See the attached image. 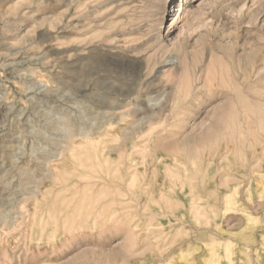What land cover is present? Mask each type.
I'll use <instances>...</instances> for the list:
<instances>
[{"label": "rangeland", "instance_id": "obj_1", "mask_svg": "<svg viewBox=\"0 0 264 264\" xmlns=\"http://www.w3.org/2000/svg\"><path fill=\"white\" fill-rule=\"evenodd\" d=\"M0 264H264V0H0Z\"/></svg>", "mask_w": 264, "mask_h": 264}, {"label": "bare ground", "instance_id": "obj_2", "mask_svg": "<svg viewBox=\"0 0 264 264\" xmlns=\"http://www.w3.org/2000/svg\"><path fill=\"white\" fill-rule=\"evenodd\" d=\"M179 5V4H178ZM177 9H180V6H178V7H176ZM174 9L173 8V10H177V9ZM168 15V14H167ZM167 15L165 16V19H166V17H167ZM108 119H109V117H107ZM102 119V118H101ZM109 120H111V119H109ZM109 120H108V122H109ZM101 127H103V134L104 135H107V132L112 128V124L111 123H105V124H103ZM100 129V128H99ZM99 133V132H98ZM93 135V134H92ZM84 138H85V136H84ZM86 140H87V144L89 145V146H91V147H93L92 149H94L95 151L94 152H97L98 154H99V157H98V159H97V161L95 162L96 164H97V166H98V168H102V165L103 164H105V163H107L108 162V159H109V155H108V153H107V142H106V140H96V141H92V139H88V138H86ZM69 141V140H68ZM109 143V142H108ZM77 144V143H76ZM75 144V145H76ZM68 146V145H67ZM70 146V145H69ZM117 146V145H116ZM137 145H133L132 147H131V149H133V148H135ZM78 147V146H77ZM82 147H83V145H82ZM72 148V147H71ZM84 149H85V147H83ZM126 148H127V144H125V142L123 143V144H121L120 146H117V147H113V148H111V151H118V152H125V150H126ZM83 149V150H84ZM110 150V149H109ZM130 151V150H129ZM69 152V151H68ZM86 153H87V151H86ZM85 154V153H84ZM83 154V155H84ZM62 156V155H61ZM78 156H79V154H78ZM118 156V155H117ZM94 157H96V156H94ZM121 157V156H120ZM113 159V158H112ZM118 159H120V158H118ZM95 160V159H94ZM129 161V160H128ZM87 162V161H86ZM85 162V163H86ZM83 163H84V161H83ZM81 164L82 165V167H84L85 169H89L90 170V168H92L93 167V165L92 164H89V163H86V164ZM121 163V162H120ZM107 164H109V163H107ZM73 165V164H72ZM117 165V164H116ZM107 167V166H106ZM111 168V167H110ZM109 168V169H110ZM81 169V168H80ZM116 171H117V169H116ZM126 171V170H125ZM61 172V171H60ZM63 172H64V170H63ZM113 172V171H112ZM65 173V172H64ZM61 174V173H60ZM80 174V173H79ZM87 174V173H86ZM86 174L84 173V176H86ZM88 174H90V173H88ZM96 174V173H95ZM106 174V173H105ZM108 174V173H107ZM82 175V174H81ZM100 176V175H99ZM57 177V176H56ZM132 177V176H131ZM60 178V177H59ZM95 178V177H94ZM99 178V177H98ZM58 180V179H57ZM102 180V179H101ZM60 181V180H59ZM100 181V180H99ZM73 183V182H72ZM82 183V182H81ZM96 184V183H95ZM78 186V185H77ZM85 186V185H84ZM83 186V187H84ZM73 187V186H72ZM100 187H101V185H100ZM100 187H99V189H100ZM86 189V188H85ZM95 189H96V187H95ZM97 190V189H96ZM102 190H103V188H102ZM99 191H101V189L99 190ZM81 192V191H80ZM92 192V191H91ZM87 193L89 194V192H88V190H87ZM84 195V194H83ZM63 208V207H62Z\"/></svg>", "mask_w": 264, "mask_h": 264}]
</instances>
